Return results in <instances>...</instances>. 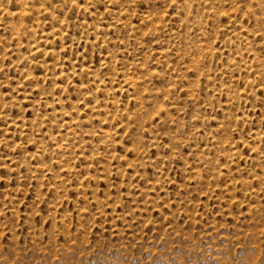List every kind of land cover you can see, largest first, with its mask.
<instances>
[{
    "label": "rangeland",
    "instance_id": "1",
    "mask_svg": "<svg viewBox=\"0 0 264 264\" xmlns=\"http://www.w3.org/2000/svg\"><path fill=\"white\" fill-rule=\"evenodd\" d=\"M0 264H264V0H0Z\"/></svg>",
    "mask_w": 264,
    "mask_h": 264
}]
</instances>
